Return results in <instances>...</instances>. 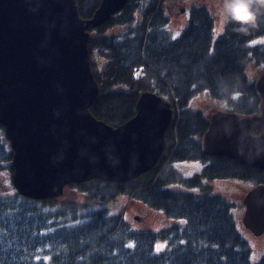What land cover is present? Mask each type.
Segmentation results:
<instances>
[{
	"label": "trees",
	"instance_id": "trees-1",
	"mask_svg": "<svg viewBox=\"0 0 264 264\" xmlns=\"http://www.w3.org/2000/svg\"><path fill=\"white\" fill-rule=\"evenodd\" d=\"M186 0H129L104 24L88 28L89 55L105 57L102 69L91 63L99 94L90 113L117 127L135 115L143 92L170 103L172 120L157 164L125 183L94 179L67 185L96 202L125 195L159 211L168 224L160 231L134 230L122 213L59 198L42 201L21 196L12 185V151L0 124V174L9 173L10 193L0 195V264H264V254L251 261L248 242L236 228L232 204L204 180H243L264 183V172L236 160L207 156L202 137L212 112L191 108L200 95L225 100L229 112L252 116L260 111V95L250 82L245 63L251 58L264 73V44L249 45L264 36V17L247 32L234 23L214 43L213 15L204 5L189 9L176 38L169 28L168 5ZM100 0H76L79 15L88 20ZM255 128L252 133L259 134ZM198 160L200 174L183 177L172 163ZM168 184L198 188V193L170 189ZM83 211V212H82ZM163 239L165 248L155 251Z\"/></svg>",
	"mask_w": 264,
	"mask_h": 264
},
{
	"label": "water",
	"instance_id": "water-1",
	"mask_svg": "<svg viewBox=\"0 0 264 264\" xmlns=\"http://www.w3.org/2000/svg\"><path fill=\"white\" fill-rule=\"evenodd\" d=\"M128 1L100 0L85 20L76 0H0V124L12 151V185L21 196L47 201L70 184L129 182L159 161L172 120L167 100L141 93L135 115L117 127L89 111L99 87L88 28L110 20ZM255 86L259 113L213 110L202 147L207 156L264 172V73ZM242 200V225L254 236L264 234V183Z\"/></svg>",
	"mask_w": 264,
	"mask_h": 264
},
{
	"label": "rangeland",
	"instance_id": "rangeland-1",
	"mask_svg": "<svg viewBox=\"0 0 264 264\" xmlns=\"http://www.w3.org/2000/svg\"><path fill=\"white\" fill-rule=\"evenodd\" d=\"M223 0H186L182 2H170L167 8L168 15L170 16L171 23L169 25L172 31V37L176 38L182 28L185 26L186 17L189 15V9L193 5H204L209 9L213 15L215 26L212 34V42L214 43L225 32V20L221 15ZM183 9V11H181ZM264 44V36H260L252 39L249 45ZM91 63L94 65V69L99 71L102 69L103 64L106 62L104 56L98 54L95 50L90 55ZM245 72L250 82H256L261 74V67L256 65L250 58L245 63ZM191 108L201 109L208 112L213 110L229 112L230 107L225 100H211L208 96L200 95L193 99ZM172 166L178 170L183 177H192L196 174H200L204 166L203 162L198 160L175 162ZM9 179V173L0 174V193H10L11 185L7 182ZM203 184L208 185L211 190L225 197L231 204V213L234 218V222L239 233L245 238L250 247L251 261L256 263L260 260L264 254V234L260 236L252 235L242 225V215L244 212L243 196L246 191L250 190L254 185L249 181L243 180H222L212 179L204 180ZM168 188L177 189L185 192L198 193V188H187L180 184H168ZM62 204H66L67 209L69 204L80 205L83 207V211L92 206H96V209L107 210V213L117 214L122 213L124 219L130 224L134 230H152L160 231L168 224L167 219L164 218L159 211L151 210L144 204L136 202L125 195L116 197L109 202H96L86 194H82L76 188H70L67 186L64 188L63 195L58 199ZM82 211V212H83ZM140 217L139 220L136 217ZM165 241L158 239L155 243V251L160 252L165 248Z\"/></svg>",
	"mask_w": 264,
	"mask_h": 264
},
{
	"label": "clouds",
	"instance_id": "clouds-1",
	"mask_svg": "<svg viewBox=\"0 0 264 264\" xmlns=\"http://www.w3.org/2000/svg\"><path fill=\"white\" fill-rule=\"evenodd\" d=\"M221 15L226 23H234L240 31L247 32L264 17V0H223Z\"/></svg>",
	"mask_w": 264,
	"mask_h": 264
},
{
	"label": "flooded vegetation",
	"instance_id": "flooded-vegetation-1",
	"mask_svg": "<svg viewBox=\"0 0 264 264\" xmlns=\"http://www.w3.org/2000/svg\"><path fill=\"white\" fill-rule=\"evenodd\" d=\"M3 135H4V130H3ZM4 137H5V136H4ZM9 146H10V143H9ZM10 149H11V148H10ZM11 163H12V161H11ZM11 178H12V173H11ZM1 194H3V193H0V195H1ZM136 219L139 220L140 217L138 216V217H136Z\"/></svg>",
	"mask_w": 264,
	"mask_h": 264
}]
</instances>
